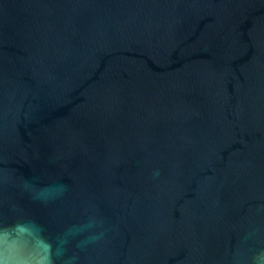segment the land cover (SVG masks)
I'll list each match as a JSON object with an SVG mask.
<instances>
[{
    "label": "water",
    "instance_id": "obj_1",
    "mask_svg": "<svg viewBox=\"0 0 264 264\" xmlns=\"http://www.w3.org/2000/svg\"><path fill=\"white\" fill-rule=\"evenodd\" d=\"M0 264H264V0H0Z\"/></svg>",
    "mask_w": 264,
    "mask_h": 264
}]
</instances>
